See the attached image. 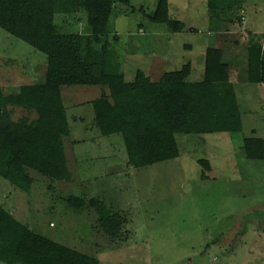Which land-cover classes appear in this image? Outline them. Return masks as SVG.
I'll list each match as a JSON object with an SVG mask.
<instances>
[{"label": "rangeland", "instance_id": "obj_1", "mask_svg": "<svg viewBox=\"0 0 264 264\" xmlns=\"http://www.w3.org/2000/svg\"><path fill=\"white\" fill-rule=\"evenodd\" d=\"M131 1L135 8L119 7L110 23L128 81L138 69L147 71L155 41L167 37L139 10L154 12L157 0ZM168 1L172 9L180 8V19L188 25L183 33L171 35V51L181 64L170 67L194 63L189 80L198 81L205 44H220L231 62L232 79L241 80L235 87L243 130L177 133L178 157L136 168L129 163L122 136H103L95 124L91 103L108 94V88L59 87L70 124V134L64 137L70 180L55 181L30 169L35 181L27 193L0 176V205L37 233L95 256L100 264H264V159L248 158L243 147L245 137L264 138V99H258L264 98V87L243 82L247 71L234 63L238 56L246 59L251 40L264 43V37H213L204 23L205 2ZM247 5V23L264 30V0H249ZM192 8L199 19L190 18ZM236 13L230 11L229 18ZM177 14L175 10L171 18ZM211 17V30L227 31L224 16L214 12ZM56 22L66 32L84 31L86 15L57 14ZM45 69L44 53L0 28V80L6 92L42 81ZM9 109L14 120L36 117L23 107ZM200 159H207L211 168L205 170ZM71 195L83 197L85 205L70 206ZM95 199L106 206L107 214H120L116 236L103 229L98 206L90 204Z\"/></svg>", "mask_w": 264, "mask_h": 264}, {"label": "trees", "instance_id": "obj_2", "mask_svg": "<svg viewBox=\"0 0 264 264\" xmlns=\"http://www.w3.org/2000/svg\"><path fill=\"white\" fill-rule=\"evenodd\" d=\"M243 0H209L212 12L230 10ZM131 0H0V28L29 43L46 56L44 79L6 92L0 80V176L24 192H31L34 170L55 181H69L70 171L64 137L70 134L65 86H106L108 94L92 101L95 124L103 136L120 134L130 165L141 168L180 155L177 133L241 132L242 113L230 78L231 66L223 50L210 44L205 55L202 80H189L190 62L165 71L158 81L141 69L128 81L117 59L111 32L112 15L119 7L135 8ZM140 11L154 23L174 33L186 24L171 18L169 1L157 0L152 13ZM85 13L84 31L66 32L57 14ZM212 18V17H211ZM113 35V38H111ZM116 40V41H115ZM115 41V42H114ZM248 81L264 83V43L250 41ZM11 61L10 59L7 60ZM11 106L36 113L28 121L14 120ZM244 151L250 159H264V139L245 137ZM199 163L211 168L207 159ZM70 206L85 205L71 195ZM101 214L103 229L116 236L120 214H107L98 200H91ZM106 211V212H105ZM109 213V212H108ZM0 261L5 264H100L88 255L34 231L0 205Z\"/></svg>", "mask_w": 264, "mask_h": 264}, {"label": "crops", "instance_id": "obj_3", "mask_svg": "<svg viewBox=\"0 0 264 264\" xmlns=\"http://www.w3.org/2000/svg\"><path fill=\"white\" fill-rule=\"evenodd\" d=\"M202 2H205V6H206V10H205V24L207 25V32L211 35V36H215L216 34L217 35H222V34H228V35H233V34H237V38L238 39H242V38H245V37H249V36H254V37H264V30H262V28L260 27V25H252L251 22L247 23V15H246V5L248 4L249 5V0H243L241 2V4L235 6L234 8L230 9V10H219L215 13H220V16H224L223 19L227 20L228 22H224V26L223 29L224 30H227V31H216V30H211L210 29V22H211V16L214 12H212V10L209 8V0H201ZM157 3V2H156ZM172 5V2L169 3V14L170 16L173 14V12L176 10L178 11V14L176 18V20H180V21H183L184 20V17L183 19H180V16L179 14L181 13L180 12V8L177 7V8H173L171 7ZM196 5V3H195ZM247 5V6H248ZM173 6L175 7V5L173 4ZM197 7V6H196ZM125 8H123V11H124ZM193 11H190V18L192 19H199V13L197 12V9L195 10L194 8H192ZM233 10H236L237 13L235 16H230V11H233ZM180 12V13H179ZM192 16V17H191ZM189 19V18H188ZM190 20V19H189ZM236 20V21H235ZM193 22V20H192ZM158 26H161V28L164 31V33L167 35V37L165 39L162 40V42L160 41H155V48H152L153 49V53H154V56L152 57L153 60L151 61L150 63V66L147 67V71H144L146 72L153 81H158L159 78L161 77V75L165 72V71H169V70H174V69H179V67H170V66H173L172 64H177L178 66L181 64L179 63L178 61V58L175 56V53L173 51H171V45L172 43L174 42V37H171L172 32L168 27L167 25H164L163 23H156ZM186 24V23H185ZM187 25V24H186ZM188 26V25H187ZM187 28V27H186ZM142 30V29H141ZM176 33H183V32H176ZM256 35V36H255ZM168 41V45L165 44L163 41ZM212 44L210 41H208L205 46H204V49L202 51V55L204 56L205 58V55H206V50L208 48V46ZM214 45V44H212ZM215 47L217 48H220V44L218 45H214ZM221 49V48H220ZM195 50V46L193 45L192 46V51ZM224 52V51H223ZM238 53L235 54V56L237 55ZM203 58V60H204ZM223 59H224V62H227L230 64L231 66V62H229V60L227 61L225 59V52L223 53ZM203 60H202V70H201V73H200V76H201V79H203L204 77V70H205V61L203 63ZM243 58L239 57L234 61V63L237 64L238 67H244L243 70H246L248 69V56L246 57V59L244 58V61H242ZM155 61L158 63V66H154V63ZM160 61V62H159ZM239 62V63H238ZM183 64V63H182ZM182 66V65H181ZM170 68H173V69H170ZM155 69V70H154ZM163 69V71H161ZM195 69V66H194V63H192V73ZM231 70H232V66H231ZM125 71V70H124ZM191 73V74H192ZM126 74V73H125ZM244 80L243 82H247V83H250V84H255V85H259L261 87H264V83H252L250 81H248V76H247V73H245L244 75ZM135 77V75H134ZM234 77L233 73L230 71V78H231V81L233 82L234 84V87H235V84L237 82H241V80L239 79H236V80H233L232 78ZM194 81H197L195 79H192ZM31 84V83H30ZM235 91H236V87H235ZM237 95V93H236ZM238 99V98H237ZM260 101H262L264 98H258ZM254 137H257V136H254ZM262 138V137H260ZM264 139V138H263Z\"/></svg>", "mask_w": 264, "mask_h": 264}]
</instances>
